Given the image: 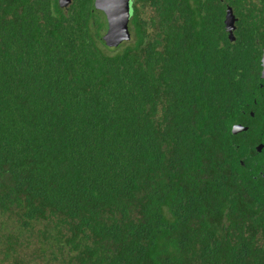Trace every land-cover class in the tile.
Masks as SVG:
<instances>
[{"label":"trees","instance_id":"16d2710c","mask_svg":"<svg viewBox=\"0 0 264 264\" xmlns=\"http://www.w3.org/2000/svg\"><path fill=\"white\" fill-rule=\"evenodd\" d=\"M132 8L109 47L96 0H0V264H264L234 133L264 0Z\"/></svg>","mask_w":264,"mask_h":264},{"label":"flooded vegetation","instance_id":"af4514ba","mask_svg":"<svg viewBox=\"0 0 264 264\" xmlns=\"http://www.w3.org/2000/svg\"><path fill=\"white\" fill-rule=\"evenodd\" d=\"M249 5L253 6L254 4H248L247 6ZM132 6L133 0H131V18L129 22L131 40L134 39V31L131 25V20L133 18ZM226 6L225 21L228 9H232L237 19L236 22L238 23L241 17H238L233 7H230L228 4H226ZM247 15H250V13ZM248 20L254 21L255 19L248 18ZM237 23L236 31L238 29ZM257 41L259 47L253 50L255 61L252 65L255 66V68L252 67L253 71L258 73L255 80V91H253L252 97L254 101L251 99L253 102L247 103V110L243 111L244 116L241 117L240 123L235 125L240 126L242 129L238 130L235 135L239 137L237 141L238 163L249 175H252L254 178H261L264 181V40L261 41L259 39Z\"/></svg>","mask_w":264,"mask_h":264},{"label":"water","instance_id":"95a60500","mask_svg":"<svg viewBox=\"0 0 264 264\" xmlns=\"http://www.w3.org/2000/svg\"><path fill=\"white\" fill-rule=\"evenodd\" d=\"M59 4L66 10L72 5V0H59ZM96 8L105 14L108 21L109 29L103 37L106 45L118 47L131 40L129 31L131 0H96ZM236 20L233 10L228 9L225 24L231 42L236 41ZM241 129L240 126H237L234 133Z\"/></svg>","mask_w":264,"mask_h":264}]
</instances>
